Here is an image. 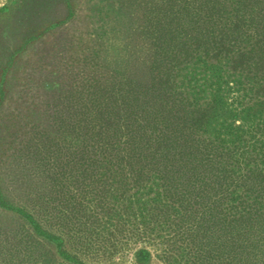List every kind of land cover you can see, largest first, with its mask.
Listing matches in <instances>:
<instances>
[{
	"label": "trees",
	"instance_id": "1",
	"mask_svg": "<svg viewBox=\"0 0 264 264\" xmlns=\"http://www.w3.org/2000/svg\"><path fill=\"white\" fill-rule=\"evenodd\" d=\"M155 2L149 82L136 87L123 81L106 93L104 104L83 106L80 114L91 132L98 128L106 136L89 167L110 170L120 150V170L129 167L136 174L134 183L150 181L136 194L146 199L137 200V208L127 215L115 204L107 205L102 217L81 223L83 230L77 229L75 237L83 247L99 242L106 258L128 252L130 264H154L151 251L159 248L166 264H264V0ZM1 71L0 102L5 69ZM174 165L197 175L191 183L186 180L190 184L178 182L166 175ZM135 166L139 170H131ZM150 167L156 172L142 178ZM124 176L119 179L127 183ZM192 193L206 201L200 214L187 212ZM177 203L185 206L172 209L176 216H210L218 232L217 255L163 247L166 236L149 225L146 216L152 212L147 207ZM0 208L19 216L62 263L101 264L68 252L62 235L45 229L31 211L8 202L1 186Z\"/></svg>",
	"mask_w": 264,
	"mask_h": 264
},
{
	"label": "rangeland",
	"instance_id": "2",
	"mask_svg": "<svg viewBox=\"0 0 264 264\" xmlns=\"http://www.w3.org/2000/svg\"><path fill=\"white\" fill-rule=\"evenodd\" d=\"M155 3L0 0V74L5 69L0 102V186L8 202L31 211L45 229L62 235L66 250L86 263L130 264L128 252L106 258L108 254L103 256L98 249L99 242L83 247L75 233L81 223L102 217L107 205L115 204L126 215L130 208L135 210L141 199L137 191L147 188L150 181L140 182V186L133 182L136 174H130L129 167L120 170L124 167L120 150L110 170L89 167L106 136L98 128L91 132L87 118L80 114L83 106L90 109L104 104L106 93L120 88L123 81L136 87L149 82L154 54L149 26ZM143 165L142 160L139 166ZM174 167L166 175H174L178 182L191 183V177L197 175ZM152 172V167L145 169L142 178L156 171ZM124 174L127 183L119 179ZM113 176L116 181H111ZM99 177L100 181L92 182ZM177 194H183L181 187ZM194 194L188 197L187 212L198 210L200 214L206 201L195 199ZM182 205L147 207L152 212L146 216L149 225L166 236L163 247L181 248L192 255L199 250L217 255L221 251L214 239L218 232L209 223L210 216H176L172 209ZM90 211L99 216H88ZM207 227L211 232L205 231ZM159 249L151 251L152 262L166 264L159 258ZM41 262L64 264L54 248L35 238L19 216L0 208V264Z\"/></svg>",
	"mask_w": 264,
	"mask_h": 264
}]
</instances>
